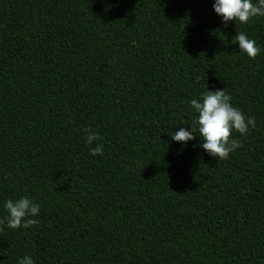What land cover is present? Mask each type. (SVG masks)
Instances as JSON below:
<instances>
[{
    "label": "trees",
    "instance_id": "trees-1",
    "mask_svg": "<svg viewBox=\"0 0 264 264\" xmlns=\"http://www.w3.org/2000/svg\"><path fill=\"white\" fill-rule=\"evenodd\" d=\"M211 3L0 0V204L40 205L31 228L0 223V264H264V16ZM205 89L255 118L228 159L171 141Z\"/></svg>",
    "mask_w": 264,
    "mask_h": 264
},
{
    "label": "clouds",
    "instance_id": "clouds-1",
    "mask_svg": "<svg viewBox=\"0 0 264 264\" xmlns=\"http://www.w3.org/2000/svg\"><path fill=\"white\" fill-rule=\"evenodd\" d=\"M211 8L222 23L238 21L247 24L251 18L264 16V0H212ZM240 51L250 59H254L261 51L256 41L249 38L245 32L235 34V41ZM199 79V77H197ZM231 96L224 89L214 91L204 90L199 98H192L188 104L196 115L189 123V127H179L170 135L172 142L186 144L194 139V133L201 141L199 147L209 156L221 160L228 159L229 153L234 152L241 145L237 138H230L231 133L238 132L246 135L255 127V118L245 116L238 107L231 103ZM81 136L85 145H93L99 139L98 133L91 128L83 127ZM103 145L96 143L88 148V154L98 156L103 154ZM2 206L6 216L0 223L9 229L31 228L39 223L40 205L28 195L15 199L5 198ZM15 264H35L30 255L17 257Z\"/></svg>",
    "mask_w": 264,
    "mask_h": 264
}]
</instances>
